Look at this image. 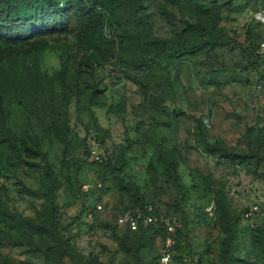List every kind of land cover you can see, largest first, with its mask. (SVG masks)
<instances>
[{"label":"rangeland","instance_id":"1","mask_svg":"<svg viewBox=\"0 0 264 264\" xmlns=\"http://www.w3.org/2000/svg\"><path fill=\"white\" fill-rule=\"evenodd\" d=\"M81 1L0 29V264H158L150 200L175 264H264V0Z\"/></svg>","mask_w":264,"mask_h":264},{"label":"trees","instance_id":"2","mask_svg":"<svg viewBox=\"0 0 264 264\" xmlns=\"http://www.w3.org/2000/svg\"><path fill=\"white\" fill-rule=\"evenodd\" d=\"M101 3L104 0H100ZM85 9L90 6L89 9H78L79 16L77 15V26L81 23L90 22V24H97L102 18L101 13L102 7L95 6V0H82ZM71 0H0V29L5 28L10 35L16 38L27 36L28 34L39 33L40 30L51 31L57 27L66 24ZM92 3L93 5H89ZM82 7V8H83ZM79 10H82L79 12ZM89 11V13H88ZM91 11V13H90ZM166 16L172 17V14L166 10L162 11ZM203 46V42L190 45L182 46L176 44L174 56L194 54ZM126 189H130L129 184H125ZM143 201L139 203V206L143 205ZM145 228H150L155 231L161 225L147 224ZM160 228V229H161ZM140 226L138 227V231ZM176 258L174 254V259ZM185 258V257H184Z\"/></svg>","mask_w":264,"mask_h":264},{"label":"built area","instance_id":"3","mask_svg":"<svg viewBox=\"0 0 264 264\" xmlns=\"http://www.w3.org/2000/svg\"><path fill=\"white\" fill-rule=\"evenodd\" d=\"M258 49L260 52H264V39L260 41L258 44ZM255 88L257 91H262L264 89V72L258 78ZM95 208L97 210L103 209L101 203H97ZM117 224L127 228L130 231L137 230L140 223L145 225L147 224H155L157 219L154 215V205L150 201H144L142 206L129 207L124 210H121L116 215ZM161 225L168 236L165 239V242L161 246L158 255V264H175L174 263V245L176 243L175 237H171L169 235H173L175 232V227L172 219L165 218L161 219L158 223Z\"/></svg>","mask_w":264,"mask_h":264}]
</instances>
